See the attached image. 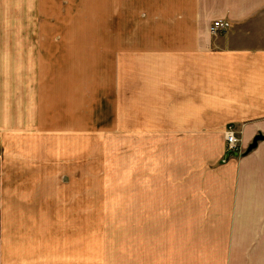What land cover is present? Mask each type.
I'll return each instance as SVG.
<instances>
[{
    "label": "crops",
    "instance_id": "obj_1",
    "mask_svg": "<svg viewBox=\"0 0 264 264\" xmlns=\"http://www.w3.org/2000/svg\"><path fill=\"white\" fill-rule=\"evenodd\" d=\"M37 1L0 0V264H82L75 257L52 258L65 251L64 239L60 246L44 219L36 221L52 215L38 210L39 204L47 208L51 181L62 185L60 170L66 169L65 127L46 125L15 60L27 59L40 42L42 23L33 18ZM169 6L172 34L147 41L156 45L141 47L137 57L122 46L123 75L137 64L143 82L137 112L122 98L119 120L126 130L133 119L139 138L164 140L154 153V194L144 200H152L154 215L146 217L178 220L188 230L191 220L210 217L215 207L224 218L235 217L238 195L232 190L239 181L264 186V141L247 155L221 162L229 125L243 146L264 133V0H169ZM215 20L231 27L212 34ZM215 177L228 187L223 196L194 190ZM163 187L170 193L162 194ZM251 197L264 204L263 195Z\"/></svg>",
    "mask_w": 264,
    "mask_h": 264
},
{
    "label": "rangeland",
    "instance_id": "obj_2",
    "mask_svg": "<svg viewBox=\"0 0 264 264\" xmlns=\"http://www.w3.org/2000/svg\"><path fill=\"white\" fill-rule=\"evenodd\" d=\"M36 5L40 42L27 59L15 60L46 125L66 131V169L60 170L65 179L59 186L51 181V202L47 208L40 203L38 210L52 215L36 220L44 219L48 231L58 234L60 246L64 239L65 251L52 252V258L75 257L82 264H264V204L251 197L264 196V186L239 181L232 190L238 195L235 217L224 218L215 207L210 217L191 220L188 230L180 229L178 220L146 217L154 215L152 200H144L153 197L154 153L161 152L157 146L164 140L139 138L133 119L131 128L122 129L121 100L137 112L143 82L137 64L123 75L122 46H129L130 58L137 57L141 47L156 45L147 41L172 34L169 0H38ZM248 146L240 139L234 152L242 156ZM227 153L226 146L221 162L234 157ZM161 165L167 170L168 163ZM170 189L163 187L162 194ZM198 189L223 196L228 187L215 177Z\"/></svg>",
    "mask_w": 264,
    "mask_h": 264
},
{
    "label": "built area",
    "instance_id": "obj_3",
    "mask_svg": "<svg viewBox=\"0 0 264 264\" xmlns=\"http://www.w3.org/2000/svg\"><path fill=\"white\" fill-rule=\"evenodd\" d=\"M231 27V23L225 20H216L213 22L210 31L218 33L220 31H227ZM233 125H229L225 132V139L227 144V151H236L239 147L240 139L234 130Z\"/></svg>",
    "mask_w": 264,
    "mask_h": 264
},
{
    "label": "water",
    "instance_id": "obj_4",
    "mask_svg": "<svg viewBox=\"0 0 264 264\" xmlns=\"http://www.w3.org/2000/svg\"><path fill=\"white\" fill-rule=\"evenodd\" d=\"M261 141H264V133L257 134L253 138L252 142L249 144L247 150L243 154L244 155H247V154L251 153L253 150H255L259 146V143ZM231 155L237 156L238 155V152L229 151L227 153V158H229V156H231Z\"/></svg>",
    "mask_w": 264,
    "mask_h": 264
}]
</instances>
